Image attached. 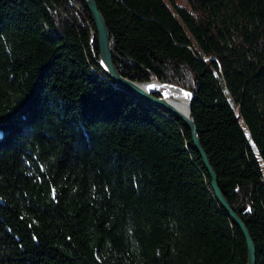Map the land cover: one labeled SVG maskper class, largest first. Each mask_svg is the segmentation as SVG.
<instances>
[{
  "label": "trees",
  "instance_id": "trees-1",
  "mask_svg": "<svg viewBox=\"0 0 264 264\" xmlns=\"http://www.w3.org/2000/svg\"><path fill=\"white\" fill-rule=\"evenodd\" d=\"M95 1L121 74L193 92L264 264V0ZM74 3L0 0V264H246L190 129L103 71Z\"/></svg>",
  "mask_w": 264,
  "mask_h": 264
},
{
  "label": "water",
  "instance_id": "water-1",
  "mask_svg": "<svg viewBox=\"0 0 264 264\" xmlns=\"http://www.w3.org/2000/svg\"><path fill=\"white\" fill-rule=\"evenodd\" d=\"M72 6H76L74 0H69ZM86 7L90 12V16L93 22V26L89 24L91 28V41L97 42L98 48V59L96 60L97 64L104 70V72L117 84L120 86L127 87L135 94L139 95L149 103L153 105L160 106L170 113L178 116L190 129L191 133V141L193 143L194 149L197 151L201 161L207 170L211 189L214 193L215 198L219 202V204L226 210L232 221L237 225L240 229L243 238L247 247V260L246 264H256V248L254 241L251 237V234L245 225L244 221L240 218V216L231 208L227 198L221 191L218 183V176L210 163V160L201 144L200 138L197 132V125L194 121L191 105H192V96L193 92L189 91L177 84H173L170 82L162 81L160 79H150L144 81H138L131 78H128L121 74L117 69L113 55L111 51V40L108 32V28L102 13L100 12L97 3L95 0H82ZM156 83H160L162 86L169 85L175 86L187 92L189 94L187 100V110L182 111L175 103V99L170 95H160L157 96L153 93L157 87H150ZM152 84V85H151Z\"/></svg>",
  "mask_w": 264,
  "mask_h": 264
},
{
  "label": "bare ground",
  "instance_id": "bare-ground-1",
  "mask_svg": "<svg viewBox=\"0 0 264 264\" xmlns=\"http://www.w3.org/2000/svg\"><path fill=\"white\" fill-rule=\"evenodd\" d=\"M156 86H161V87L168 89L170 91V93L172 94V97L175 99L176 105L182 111L187 110V100L189 97V94L187 92H185L184 90L177 88L175 86H169V85L162 86L160 83H156L150 87H156Z\"/></svg>",
  "mask_w": 264,
  "mask_h": 264
},
{
  "label": "rangeland",
  "instance_id": "rangeland-1",
  "mask_svg": "<svg viewBox=\"0 0 264 264\" xmlns=\"http://www.w3.org/2000/svg\"><path fill=\"white\" fill-rule=\"evenodd\" d=\"M176 1H177V3H179L180 5L185 6V7H188L186 0H176ZM103 71H104V70H103ZM156 87H160V86H156ZM152 88H153V87H152ZM187 90H188V89H187ZM162 92H163V94H166V95H170V96H172V94L170 93V91H169L168 89H166V88H164V90H163Z\"/></svg>",
  "mask_w": 264,
  "mask_h": 264
}]
</instances>
